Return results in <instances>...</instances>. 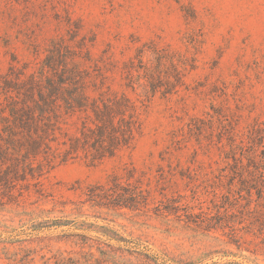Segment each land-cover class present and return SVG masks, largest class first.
<instances>
[{
    "label": "rangeland",
    "instance_id": "obj_1",
    "mask_svg": "<svg viewBox=\"0 0 264 264\" xmlns=\"http://www.w3.org/2000/svg\"><path fill=\"white\" fill-rule=\"evenodd\" d=\"M65 68L137 130L92 160L58 144L90 109L60 101L43 153L16 129L0 264H264V0H0L4 113Z\"/></svg>",
    "mask_w": 264,
    "mask_h": 264
},
{
    "label": "trees",
    "instance_id": "obj_2",
    "mask_svg": "<svg viewBox=\"0 0 264 264\" xmlns=\"http://www.w3.org/2000/svg\"><path fill=\"white\" fill-rule=\"evenodd\" d=\"M67 71L66 78L57 82L49 81L51 89L54 90L50 93H43L41 86L37 84V99L33 97V93L29 94L31 105L16 109V101L11 98L8 103V115L4 113V107L0 108V152L9 144L7 139L15 136L16 129L20 128L22 130L18 134L21 133L23 138L29 140L36 152H45L48 142L55 140L50 138L53 131L51 118L55 117L54 109L60 101L66 112L84 113L90 109L93 114L92 125L88 126V123L83 121L75 135L58 143L63 146V158H73L76 154L83 153L86 157L97 160L129 145L137 127L135 116L126 109L129 106L126 99H109L101 101L100 104L97 101L88 103L81 86V77L72 69L65 68L63 73ZM86 118L90 122L89 116ZM16 123L20 125L18 128ZM25 129L26 131L22 132ZM92 190L91 199L105 198L98 186ZM112 192L117 193L115 190ZM119 196L123 195L120 193Z\"/></svg>",
    "mask_w": 264,
    "mask_h": 264
}]
</instances>
